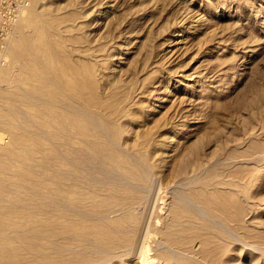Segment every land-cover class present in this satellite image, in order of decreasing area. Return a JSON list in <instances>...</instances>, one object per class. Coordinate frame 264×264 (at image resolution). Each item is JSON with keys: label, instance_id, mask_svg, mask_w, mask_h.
<instances>
[{"label": "rangeland", "instance_id": "1", "mask_svg": "<svg viewBox=\"0 0 264 264\" xmlns=\"http://www.w3.org/2000/svg\"><path fill=\"white\" fill-rule=\"evenodd\" d=\"M22 1L45 19V81L14 46L21 9L0 68V264H141L146 196L177 249L157 264H264V0Z\"/></svg>", "mask_w": 264, "mask_h": 264}, {"label": "bare ground", "instance_id": "2", "mask_svg": "<svg viewBox=\"0 0 264 264\" xmlns=\"http://www.w3.org/2000/svg\"><path fill=\"white\" fill-rule=\"evenodd\" d=\"M28 7V6H27ZM27 7H23L22 8V10H21V15H23L24 14V17H23V27H25V35L23 36V38H21L20 37V41L19 42H15L14 43V46L16 47V51H19V50H22L24 53H29V54H32L33 56H34V61L32 62V64L31 65H28V66H26V67H29L32 71V73L35 75V77L37 78H39L40 80L42 79V81L44 80L45 81V19H41L40 18V16H39V14L36 12V10L35 9H33V8H30V9H28L27 11H26V8ZM20 15V16H21ZM21 18V17H20ZM28 27V28H27ZM26 28H27V31H26ZM47 28V27H46ZM48 31V30H47ZM55 48V47H54ZM87 48V47H86ZM92 48V47H91ZM79 49V48H78ZM89 49H90V47H89ZM66 52V51H65ZM69 52V51H68ZM16 53H19V52H16ZM70 54V53H69ZM17 55H19V54H17ZM69 56V55H68ZM62 57H63V55H62ZM74 57V56H73ZM79 57V56H78ZM77 57V58H78ZM81 57H84L83 55L81 56ZM59 57H57V59H58ZM85 58V57H84ZM89 58H90V56H89ZM7 59H8V57H7ZM76 59V58H75ZM83 59V58H82ZM65 60V59H64ZM67 60V59H66ZM79 60V59H78ZM77 60V61H78ZM73 61V60H72ZM79 62H81V61H79ZM88 61H87V59H86V63H87ZM7 63V62H6ZM73 64V63H72ZM71 64V65H72ZM76 64H78V63H76ZM80 64V63H79ZM81 64H82V62H81ZM91 64H93V62L91 63ZM96 64V63H95ZM95 64H93L94 66H95ZM90 65V64H89ZM89 65H88V67H89ZM19 66V65H18ZM65 66V65H64ZM83 66V65H82ZM16 67V66H15ZM66 67H67V65H66ZM65 67V68H66ZM73 67V66H72ZM86 67V66H85ZM59 68V67H58ZM76 68H78V67H76ZM69 69H70V67H69ZM73 69V68H72ZM91 69H92V67H91ZM91 69H89L90 71H92ZM67 70H68V68H67ZM77 70V69H76ZM80 70V69H79ZM93 70H95V69H93ZM98 70V69H97ZM13 71H14V69H13ZM65 71H66V69H65ZM69 71V70H68ZM64 73V72H63ZM80 73V75H81V72H79ZM87 73H89V72H87ZM90 73H92V72H90ZM76 74V73H75ZM30 75V74H29ZM79 75V76H80ZM98 75V74H97ZM59 76V75H58ZM75 76V75H74ZM85 76V75H84ZM33 77V76H32ZM75 77H77V76H75ZM81 79H83L82 77H80ZM88 80V79H87ZM95 81V80H94ZM97 81V80H96ZM100 82H101V80H100ZM49 83V82H48ZM79 83H81V82H79ZM92 83V82H91ZM95 83V82H94ZM26 84H28V83H26ZM88 84V83H87ZM86 84V85H87ZM1 85H2V82H1ZM94 85V84H93ZM80 86H81V84H80ZM97 86H98V84H97ZM73 87V86H72ZM88 87V86H87ZM93 88V87H92ZM89 89H91V88H89ZM126 89V88H125ZM62 90V89H61ZM127 90H128V88H127ZM53 91V90H52ZM122 92H123V90H121ZM120 91V92H121ZM30 92V91H29ZM28 92V93H29ZM124 92H126V91H124ZM110 93V92H109ZM111 94V93H110ZM109 94V95H110ZM116 94H119L118 92L116 93ZM37 95V94H36ZM39 95V94H38ZM77 95V94H76ZM96 95V94H95ZM104 95V94H103ZM102 95V96H103ZM108 95V96H109ZM123 95V94H122ZM31 96H33V95H31ZM30 96V97H31ZM40 96V95H39ZM80 96V95H79ZM114 96V95H113ZM116 96V95H115ZM120 95H118V97H119ZM126 96V95H125ZM39 98V97H38ZM41 98L43 99V97L41 96ZM58 98V97H57ZM100 98V97H99ZM113 98V97H112ZM135 98V97H134ZM74 99V98H73ZM72 99V100H73ZM84 99V98H83ZM119 99H120V97H119ZM113 100V99H112ZM117 100V99H116ZM121 100V99H120ZM48 101H50L49 100V98H48ZM119 101V100H118ZM66 102V101H65ZM30 103V102H29ZM56 103V102H55ZM76 103V102H75ZM117 103V102H116ZM61 104V103H60ZM66 104V103H65ZM99 104V103H98ZM97 104V105H98ZM102 104V103H101ZM124 104H125V102H124ZM47 105V104H46ZM115 105V104H114ZM113 105V106H114ZM120 105H122V103L120 104ZM120 105H116V107H118V109H119V106ZM127 105V104H126ZM136 105V104H135ZM19 106V105H18ZM21 106V105H20ZM64 106V105H63ZM75 106H77V105H75ZM80 106V105H79ZM78 106V107H79ZM72 108H73V106H71ZM70 107V108H71ZM100 107H102V106H100ZM115 107V106H114ZM71 108V109H72ZM82 108V107H81ZM134 109H135V107H133ZM132 108V109H133ZM101 109V108H100ZM115 109V108H114ZM133 109V110H134ZM136 109H138L137 107H136ZM80 110V109H79ZM103 110V109H102ZM107 110V109H106ZM124 110V109H123ZM93 111H95V110H93ZM109 111V110H108ZM115 112H117V111H115ZM135 112H137V110L135 111ZM134 112V113H135ZM98 113V112H97ZM100 113V112H99ZM114 113V112H113ZM101 114H103V113H101ZM125 114V113H124ZM108 115V114H107ZM126 115V114H125ZM89 116V115H88ZM103 116V115H102ZM110 116V115H109ZM115 116H116V114H115ZM137 116V115H136ZM135 116V117H136ZM134 117V115H133V118H135ZM103 118V117H102ZM130 118H132V117H130ZM138 118V117H137ZM136 118V119H137ZM112 120V119H111ZM2 121V120H1ZM122 121H123V119H122ZM127 121V120H126ZM129 121H132V119H129ZM5 123V122H4ZM46 123V122H45ZM123 124V123H122ZM91 125V124H90ZM81 126V125H80ZM92 126V125H91ZM95 126V125H94ZM81 130V129H80ZM98 130V129H97ZM96 130V131H97ZM100 130V129H99ZM90 131V130H89ZM20 133V132H19ZM101 133H102V131H101ZM149 133V132H148ZM147 133V134H148ZM105 134V133H104ZM73 135V134H72ZM22 136V135H21ZM76 136V135H75ZM96 136V135H95ZM104 136V135H103ZM128 136V138H129V136H130V138H131V135H127ZM86 137V136H85ZM97 137H98V135H97ZM100 137V136H99ZM108 137V136H107ZM150 137V136H149ZM69 138V137H68ZM105 138V137H104ZM60 139V138H59ZM87 139V138H86ZM134 139V138H133ZM150 140H151V138H149ZM0 140L1 141H3V137H1V135H0ZM62 140V139H61ZM125 140H128V139H125ZM131 141H132V139H130ZM100 141V140H99ZM130 141V142H131ZM62 142V141H61ZM64 142V141H63ZM119 142V141H118ZM151 142V141H150ZM0 143H2V142H0ZM4 143V142H3ZM2 143V144H3ZM67 143V142H66ZM71 143V142H70ZM75 143V142H74ZM72 144V143H71ZM90 145H91V142L89 143ZM115 144H116V142H115ZM118 144V143H117ZM131 144H132V142H131ZM61 145V144H60ZM63 145V144H62ZM83 146H84V144H82ZM63 146H65V145H63ZM72 146H74V145H72ZM116 146V145H115ZM123 146V145H122ZM153 146V145H152ZM152 146H151V149H152ZM80 147H82V146H80ZM63 148V147H62ZM74 148V147H73ZM77 148H78V144H77ZM76 148V149H77ZM153 148H154V146H153ZM67 149V148H66ZM69 149H72L71 147L69 148ZM80 149H82V148H80ZM79 149V150H80ZM93 149V148H92ZM96 149V148H95ZM123 149V148H122ZM63 150H64V148H63ZM75 150V149H74ZM83 150V149H82ZM85 150V149H84ZM87 150V149H86ZM91 150V149H90ZM72 151V150H71ZM96 151V150H95ZM98 151V150H97ZM103 151V150H102ZM102 151H100V152H102ZM105 151V150H104ZM65 152V151H64ZM63 152V153H64ZM68 152V151H67ZM66 152V153H67ZM74 152V151H73ZM72 152V153H73ZM72 153L70 152V154L72 155ZM152 153H154V152H152ZM69 154V155H70ZM88 154V153H87ZM87 154H85L84 153V155H86L87 156ZM99 154H101V153H99ZM98 154V155H99ZM70 155V156H71ZM93 155L95 156V154L93 153ZM92 155V156H93ZM152 155L153 154H151V157H152ZM68 156V155H67ZM75 156V155H74ZM80 156V155H79ZM66 157V156H65ZM76 157H77V155H76ZM81 157V156H80ZM88 157V156H87ZM99 158L101 157L100 155L98 156ZM78 158V157H77ZM94 158V157H93ZM155 158V157H154ZM83 159H85V158H83ZM87 159V158H86ZM103 159V158H102ZM67 160V159H66ZM72 160V159H71ZM91 162H92V160L93 159H89ZM101 160V159H100ZM152 160H154L153 159V157H152ZM104 161H105V159H104ZM108 161V160H107ZM139 161V160H138ZM142 161V160H141ZM75 162V161H74ZM86 162H87V160H86ZM97 162H99V160L97 159ZM109 162V161H108ZM149 162V161H148ZM85 163V162H84ZM88 163V162H87ZM93 163V162H92ZM91 163V164H92ZM96 163V162H95ZM110 163H112V162H110ZM109 163V164H110ZM140 163V162H139ZM99 164V166H96V167H98V168H100V170L101 169H103L100 165V163H97L96 165H98ZM76 165V164H75ZM85 165H86V163H85ZM103 165H104V163H103ZM112 165V164H111ZM119 165V164H118ZM142 165V164H141ZM73 166V165H72ZM79 166V165H78ZM82 166H84L83 164H82ZM105 166H106V168H107V165L105 164ZM144 166V165H143ZM66 167V166H65ZM86 167V166H85ZM85 167H83L84 169H85ZM93 167H95V166H93ZM87 168V167H86ZM97 168V169H98ZM111 167H109V169H110ZM147 168H149V167H147ZM67 169V168H66ZM89 169V168H88ZM87 169V170H88ZM95 169V168H94ZM155 169V168H154ZM107 170V169H106ZM122 170V169H121ZM145 170V169H144ZM150 170V169H149ZM103 171H105L104 169H103ZM103 171H101L100 173H104ZM112 171H113V169H112ZM118 171V170H117ZM127 171V170H126ZM131 171V170H130ZM66 172V171H65ZM90 172V171H89ZM108 171H106V173H107ZM129 172V171H128ZM151 172V171H150ZM68 173V172H67ZM82 173V172H81ZM99 173V172H98ZM109 173H113V172H109ZM152 173H154V172H152ZM80 174V173H79ZM83 174H84V172H83ZM94 174V173H93ZM72 175V174H71ZM73 175H74V173H73ZM72 175V176H73ZM108 175V174H107ZM110 175V174H109ZM108 175V176H109ZM121 175V174H120ZM130 175V174H129ZM143 175V174H142ZM66 176V175H65ZM75 176H76V174H75ZM74 176V177H75ZM95 176V175H94ZM108 176H107V178H108ZM118 176V175H117ZM125 176V175H124ZM148 176V175H147ZM96 177H98V176H96ZM101 177V176H100ZM73 178V177H72ZM87 178H88V176H87ZM107 178H106V180H107ZM113 178V177H112ZM126 178V177H125ZM124 178V179H125ZM79 179L81 180V178H80V176H79ZM83 179V178H82ZM90 179V178H89ZM94 180L95 179H98V178H93ZM119 179V178H118ZM117 179V180H118ZM129 179V178H128ZM140 179V178H139ZM73 180V179H72ZM74 180H76V178L74 179ZM73 180V181H74ZM86 180V179H85ZM99 180V179H98ZM116 180V181H117ZM123 180V179H122ZM131 179H129V181H130ZM65 181V180H64ZM78 181V180H77ZM105 181V180H104ZM126 181V180H125ZM140 181H142L141 179H140ZM68 182V181H67ZM133 182V181H132ZM82 183V182H81ZM68 184V183H67ZM76 184V183H75ZM80 184V183H79ZM79 184H78V186H79ZM97 184V183H96ZM82 185V184H81ZM95 185V184H94ZM93 185V186H94ZM145 185V184H144ZM90 186H92V184L90 185ZM139 186V185H138ZM137 186V187H138ZM147 186H148V184H147ZM140 187V186H139ZM145 188V186H143L142 185V188ZM65 188V187H64ZM143 188V189H144ZM149 188V187H148ZM147 188V189H148ZM140 189H141V187H140ZM147 189H145V190H147ZM61 190H62V188H61ZM80 192V191H79ZM147 192H148V190H147ZM63 193V192H62ZM83 193V192H82ZM77 194V193H76ZM137 194V193H136ZM147 194V193H146ZM151 194V193H150ZM61 195V194H60ZM136 196V195H135ZM141 196V195H140ZM59 197V196H58ZM64 197H65V195H64ZM134 197V196H133ZM137 197H139V196H137ZM61 198V197H60ZM77 199V198H76ZM80 200V199H79ZM83 200H84V197H83ZM152 200H153V197H152ZM86 201V200H85ZM96 201V200H95ZM143 201V200H142ZM148 201V196H146L145 197V202H143V204H140V203H138V204H140V205H138L137 207H139V209H141V215H140V219H141V221H140V224L138 225V229L136 230V244H137V242H139V240H140V236H142L143 234H144V239H143V243H142V245H141V247H140V250H139V258H140V261H141V264H157V263H159V259H157L158 257H159V255L156 253L157 251V249H159V248H161L162 246L161 245H169L166 241H164V235H162V234H160V231H159V229H158V225H160L161 227L163 226V219H162V217H160V216H156L155 217V221L153 222L152 221V217H154L153 216V211L151 212L150 211V208L148 207V209H146V208H144V207H142V206H144V204H146V202ZM61 202H62V200H61ZM76 202V201H75ZM153 202H155V199H154V201ZM152 202V203H153ZM163 202V201H162ZM63 203V202H62ZM61 203V204H62ZM92 203H93V201H92ZM151 203V202H150ZM64 205H65V203H64ZM76 205H78L77 204V202H76ZM136 205H137V203H136ZM135 205V206H136ZM89 206V205H88ZM152 206V205H151ZM150 206V207H151ZM91 207V206H90ZM89 207V208H90ZM64 208V207H63ZM65 208H67V209H71V210H73L75 213H81L80 211H81V209H78L77 207H74V206H72V207H70V206H66ZM98 208V207H97ZM103 208V207H102ZM162 208V207H161ZM165 208V207H164ZM163 208V209H164ZM66 209V210H67ZM151 209H153V208H151ZM117 210V209H116ZM154 210V209H153ZM121 211V210H120ZM126 211V210H125ZM135 212H136V209L134 210ZM85 212V211H84ZM65 213V212H64ZM89 213V212H88ZM140 213V212H139ZM198 213H200V212H198ZM203 211H202V215H203ZM90 214V213H89ZM88 214V215H89ZM115 214V213H114ZM114 214H111V212L110 213H105V214H102V215H98L97 217H100V218H102V219H105V218H110V217H114L113 215ZM117 214V213H116ZM136 214V213H135ZM160 214V213H159ZM159 214H157V215H159ZM204 214H206V213H204ZM95 215V214H94ZM199 215H201V214H199ZM93 216V215H92ZM162 216V215H161ZM171 217V216H170ZM91 218H93V217H91ZM166 218V217H165ZM72 221V220H71ZM108 222V221H107ZM107 222H105V223H107ZM153 224H155V225H157V228H153ZM110 225H112V224H110ZM167 225V224H166ZM93 227V226H92ZM167 227V226H166ZM83 228V227H82ZM103 229V228H102ZM128 229H130L129 227H128ZM93 230V229H92ZM153 233L154 234H160L161 235V237H159L158 239H155V238H153L152 240L155 242L154 244H156L155 246L156 247H153V243L151 242V238L153 237ZM79 234V233H78ZM157 235V236H158ZM159 235V236H160ZM79 239V238H78ZM102 241V240H101ZM94 242V241H93ZM92 242V243H93ZM97 242V241H96ZM40 243V242H39ZM108 243H110V242H108ZM134 243H135V241H134ZM133 243V244H134ZM99 244V243H98ZM96 245V244H95ZM133 246H135V245H133ZM130 247V249L128 250L129 252H131V253H133L134 254V252H136V246L135 247ZM161 246V247H160ZM168 248H171V251H173L172 253H174V252H176L177 251V249L176 248H174L173 246H171V245H169V247ZM100 249V248H99ZM124 249V248H123ZM155 249V252H152L153 250ZM102 250H105V249H102ZM118 250V249H117ZM101 251V250H100ZM112 251V250H111ZM121 251V250H120ZM105 252V251H104ZM107 252V251H106ZM124 254V253H123ZM111 257V256H110ZM107 258V257H106ZM112 258H113V256H112ZM174 258V260L171 262V263H168V264H179L178 263V261H175V257H173ZM162 264V263H161Z\"/></svg>", "mask_w": 264, "mask_h": 264}, {"label": "built area", "instance_id": "3", "mask_svg": "<svg viewBox=\"0 0 264 264\" xmlns=\"http://www.w3.org/2000/svg\"><path fill=\"white\" fill-rule=\"evenodd\" d=\"M22 4V0H0V68L6 61L11 24L23 8Z\"/></svg>", "mask_w": 264, "mask_h": 264}]
</instances>
